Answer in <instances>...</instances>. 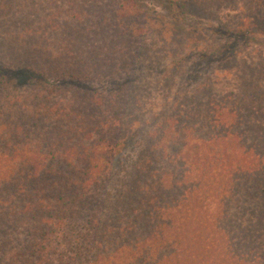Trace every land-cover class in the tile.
<instances>
[{"label": "trees", "instance_id": "obj_1", "mask_svg": "<svg viewBox=\"0 0 264 264\" xmlns=\"http://www.w3.org/2000/svg\"><path fill=\"white\" fill-rule=\"evenodd\" d=\"M166 1L0 0V264H264V0Z\"/></svg>", "mask_w": 264, "mask_h": 264}, {"label": "rangeland", "instance_id": "obj_2", "mask_svg": "<svg viewBox=\"0 0 264 264\" xmlns=\"http://www.w3.org/2000/svg\"><path fill=\"white\" fill-rule=\"evenodd\" d=\"M131 1H135V4L139 7V9H142L143 11H145V13L147 14L148 18L150 19L151 22H154L155 25H159L160 24H168V25H178V26H183V27H188L189 24H201V25H205L210 24L212 22V20H208V19H198L195 16L192 15H185V16H178V12L176 11V9L174 8V6H171L169 4V2H167L166 0H131ZM179 19V20H178ZM196 24V25H197ZM173 40V39H171ZM240 42H235L233 46H239ZM157 49L162 51V53H166L167 55L171 53L172 50V46H167L165 44V46L162 48L161 44L158 43L157 44ZM232 51H234V48H232ZM202 62V61H201ZM199 62H195L194 64H190V68H195L197 70H206V71H210L211 69H213L215 67V63L214 62H205V63H201ZM130 72H139L140 69L137 68H132L129 70ZM6 78L10 81V82H14V84L17 85H22V84H26L29 83V81L32 79L33 76H31L30 74L27 73H22V72H16V71H9L7 73H5ZM149 81V80H148ZM151 82V81H150ZM104 82L103 81H99L96 83H93V85L97 86V87H101V85H103ZM160 99V91L158 90V88L154 87V84H151V87H149V91H147V106L148 109L156 102H158ZM123 152L121 151L116 158H114L111 162V166L112 167H118L120 164L121 160L124 159H128V154L130 156V154L132 153L131 148L130 147H124L123 148ZM128 153V154H127ZM131 157V156H130Z\"/></svg>", "mask_w": 264, "mask_h": 264}]
</instances>
